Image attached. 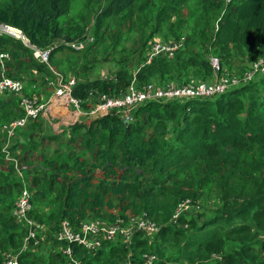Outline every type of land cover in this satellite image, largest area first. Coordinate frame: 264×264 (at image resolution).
I'll return each mask as SVG.
<instances>
[{"label":"trees","instance_id":"1","mask_svg":"<svg viewBox=\"0 0 264 264\" xmlns=\"http://www.w3.org/2000/svg\"><path fill=\"white\" fill-rule=\"evenodd\" d=\"M74 1L0 0V25L21 30L30 44L0 34V55H8L4 68L0 64V79L3 74L23 82L25 97L47 100L53 95L48 82L57 75L35 57L32 47L44 51L60 45L49 60L65 49L62 41L70 39L60 18L71 12ZM84 6L78 22L83 23L81 31L93 22L95 46L106 23L117 22L118 34L109 47L113 52L121 46L122 32H135L139 13L156 19V32H164L163 23L175 30L197 18L196 26L202 24L212 36L206 46L198 43V50L185 27L173 38L168 32L162 43L182 46L172 57L161 54L149 60L153 45L161 42L149 35L136 49L140 52L135 53V74L123 68L107 79L73 76L74 95L84 101L83 110L92 103L90 92L96 98L114 97L132 85L142 91L149 84L163 88L212 82V57L219 58L223 72L238 76L251 68L233 70L238 55L264 59V0H92ZM185 9L188 19L173 22L174 15ZM91 47L68 48L82 53ZM120 50L121 55L124 48ZM65 60L57 62V73L69 79L75 60ZM23 97L0 92V264L4 253L22 250L27 235L26 225L14 216L25 183L33 195L29 217L50 228L54 247L47 259L38 248L41 242L37 247L31 243L19 264H126L128 255L142 264L145 253L158 255L157 264H167L168 259L173 264H264V75L207 99L143 103L133 109L130 124L112 111L48 133L43 132L41 117L38 122L28 120L11 136L12 124L26 116ZM167 130L169 138L164 136ZM212 197L219 204L208 222L200 226L197 218L181 216L171 223L180 202ZM45 204L52 208L49 215L40 209ZM143 215L161 230L151 238L137 232L129 246L118 237L104 240L91 252L57 239L64 220L78 230L86 221L129 223ZM68 247L73 260L64 253Z\"/></svg>","mask_w":264,"mask_h":264},{"label":"built area","instance_id":"2","mask_svg":"<svg viewBox=\"0 0 264 264\" xmlns=\"http://www.w3.org/2000/svg\"><path fill=\"white\" fill-rule=\"evenodd\" d=\"M15 31V32H14ZM0 34H7L16 39L23 41L26 45H30L29 41L23 34V32L17 28H13L8 25H0ZM68 47L76 50L83 49L82 45L77 46L75 43H68ZM182 44L170 43L163 44L157 42L153 45L152 54L149 58L159 56L161 54H169L171 57L174 52L179 49ZM35 57L42 63H49V58L52 50H39L36 47H32ZM5 58H8L7 54L0 55V64L4 68ZM211 66L215 74V78L212 82H202L191 85H168L163 88H157L155 85L149 84L144 90L139 91L133 85L126 93L118 96H110L108 94L99 95L90 92L89 108L83 110L84 101L74 95V87L77 84V80L74 78L64 79L59 76L58 83L53 86V95L47 102H42L40 98L23 97L21 106L25 110L26 116L22 119L15 121L9 129V134L12 136L14 130L17 127H24L28 120L37 119L43 111H45L48 105L54 100H61L68 109L74 111L81 118L88 120L92 118H98L109 114L112 111H118L120 113H128L132 108L142 105L149 101H168L175 99H207L220 94L225 93L232 87H237L242 84L251 82L257 75H264V59L255 61L251 68L245 72L242 76L229 75L225 71L223 72L222 64L217 57L211 58ZM25 86L20 80H15L10 77L4 76L0 79V92H13L16 94L24 93ZM130 118L127 117L125 123ZM8 129V128H7ZM18 166V163H16ZM195 202L191 199L180 202L172 217V224H176L178 219L183 216L189 207L193 206ZM33 209L32 193L27 188H23L21 194L16 202L14 216L18 223L25 224L27 227V237L25 238L22 250L18 254H7L4 256L3 264H19V257L22 252L28 250L31 243L38 245L39 238L37 232L43 225L37 221L30 219L29 213ZM161 226L155 221L151 220L147 215L132 219L129 223H126L122 219L117 220L115 223L108 224L100 220L86 221L81 224L78 230L73 228L69 221L64 220L61 225V230L57 235V238L61 241H65L68 244H77L84 246L91 252H96L102 247L104 240H115L118 237L123 238L125 244L129 246L131 244L133 236L137 232L143 233L145 236H153L160 232ZM66 255L72 258V249L68 247L64 252ZM159 257L155 253H145L142 256V264H157ZM78 264L77 262H74ZM126 264H135L131 255H128Z\"/></svg>","mask_w":264,"mask_h":264},{"label":"rangeland","instance_id":"3","mask_svg":"<svg viewBox=\"0 0 264 264\" xmlns=\"http://www.w3.org/2000/svg\"><path fill=\"white\" fill-rule=\"evenodd\" d=\"M90 1L92 0L74 1L71 12L68 15L61 17L60 23L65 25V27L63 28L64 35L70 39V41L68 40L62 41L63 42L62 44L66 43L67 45L70 42H74L77 46L82 45L83 48L87 47L88 49L90 46H94V47H91L92 48L91 50L86 49L84 51H81L82 53H79V51L75 52L70 50L68 46L65 45V49H60L56 51L54 59L53 60L50 59L48 63V65L55 72V75H57V78L50 80V82H48L51 85H56L58 83L59 76H61L62 74V73L61 74L57 73L59 72V70L57 69V62L63 63L64 61H66L65 59L69 60L70 57H72L73 60H75L73 61L75 62V68L73 70L70 69L68 72L71 73L69 75L71 76L70 78H74L75 80L77 78L79 80L81 79L87 80L88 78L95 79L96 77H103L104 79H107L110 76L113 77L114 72L123 68L124 69L129 68L132 74L136 73L137 59L135 53L140 52V50L138 51L136 49L139 46L141 48L142 43L146 41L149 35L153 36L152 38L155 39V41L163 42L165 34H168L169 32L170 35H173L175 32L178 35L179 33L182 32L183 28L185 27L186 32H188L189 35L192 36V38L190 39L191 45L193 46V48H196L198 50H200L199 44L206 46L207 41L212 36L211 31L207 30V28H205L202 24L200 26H196V23H200L198 22L197 18H195L194 21H192V23L189 22H185L183 24L181 23V26L175 30L170 29L169 23H163L162 29L164 30V32L162 33H160L159 31L156 32L157 30L156 19H154L151 15H144L143 13H139L137 14L135 32H130L128 30L122 32L121 46L116 51L113 52L109 50V47L115 41L116 35L118 34L117 33L118 31L114 29V27H116L117 22L108 21L106 23L105 28L102 29L101 33L98 35L99 43H97L96 46H95L96 43L94 41L95 40L94 35L93 33L90 32V28L93 25V22L91 26L85 27L84 31H81L83 23L78 22V19L82 15L83 12L82 9L83 7H85L84 5L88 4V2ZM198 15L199 16L202 15L200 9H198ZM90 19L91 20L94 19V16L93 17L91 16ZM184 19H188V11L186 9L183 10V12L174 15L173 22H180L181 20ZM174 36L175 35L171 36V38H173ZM196 45L198 46V48ZM59 46L60 45H57L54 48H51L50 50L53 51ZM121 47L124 48V51H122V54L120 55ZM94 50L96 51L94 52ZM123 62H126L127 64ZM254 62L255 60H252V57L250 58L248 54L247 55L241 54L238 55V58H234V65H233L234 67L232 69L239 71L242 68H248ZM233 74L235 75L237 73H233ZM32 75L36 77L40 76V74L36 73L35 71H32ZM73 76H77V78ZM46 87L50 91L51 86H46ZM23 96L24 94L20 95V97ZM48 100L49 99L41 100V101L47 102ZM133 109L134 108H132L126 114L125 113L119 114L122 120L124 121L127 120V117L130 118L126 122V124H130L133 121V113L135 111ZM105 116L107 115H104L103 117ZM41 117L45 118L42 120V124H41L43 128V132L46 131L48 133L52 131L54 132L57 131V133H59L60 132V130H58L59 127L70 126L75 124L76 122L81 121L80 115L78 116L72 110L67 109V107L61 103V100H57V99H54L48 105L47 109L43 111V113L37 118L36 121L38 122V119ZM167 131L168 134L166 132L164 136L167 135L166 137L169 138L171 136V130H167ZM23 188L28 189V184L25 183ZM206 200L208 201L204 200L202 202L199 201L195 202L193 206L189 207L185 212H183V216H187L189 218L191 217L197 218L198 224H200V226L203 225L205 222L211 220L214 216H216L215 211L217 210L219 203H218V199L214 197L208 198ZM40 209H42L44 213H47V215H49L51 213L52 208H49V204L48 205L45 204L42 205V208ZM200 215H202L201 218L199 217ZM191 232L193 231L190 230L188 233L191 234ZM37 235L40 236L41 239V240L39 239V242L41 243H39L40 245L38 244L39 245L38 248L43 250L45 256L47 257V259H49L50 253L52 252L50 249L54 247V243L52 242V238H51L53 235H51L50 233V228L44 224V226L40 227L39 231L37 232ZM153 236H149V238ZM32 246L37 247V245H32ZM7 254H16V253L10 251L4 253V256H6ZM159 261H161V258L159 259ZM168 261L169 262L166 261L167 264H173L170 261V259H168Z\"/></svg>","mask_w":264,"mask_h":264},{"label":"bare ground","instance_id":"4","mask_svg":"<svg viewBox=\"0 0 264 264\" xmlns=\"http://www.w3.org/2000/svg\"><path fill=\"white\" fill-rule=\"evenodd\" d=\"M15 32V31H14Z\"/></svg>","mask_w":264,"mask_h":264}]
</instances>
